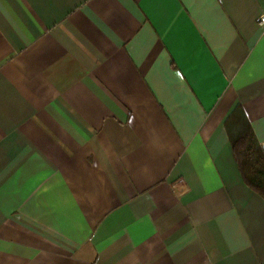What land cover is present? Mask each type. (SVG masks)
<instances>
[{
  "label": "crops",
  "instance_id": "crops-1",
  "mask_svg": "<svg viewBox=\"0 0 264 264\" xmlns=\"http://www.w3.org/2000/svg\"><path fill=\"white\" fill-rule=\"evenodd\" d=\"M264 0H0V264H264Z\"/></svg>",
  "mask_w": 264,
  "mask_h": 264
},
{
  "label": "trees",
  "instance_id": "trees-1",
  "mask_svg": "<svg viewBox=\"0 0 264 264\" xmlns=\"http://www.w3.org/2000/svg\"><path fill=\"white\" fill-rule=\"evenodd\" d=\"M229 137L244 181L264 196V152L241 111L235 128L229 127Z\"/></svg>",
  "mask_w": 264,
  "mask_h": 264
},
{
  "label": "built area",
  "instance_id": "built-area-1",
  "mask_svg": "<svg viewBox=\"0 0 264 264\" xmlns=\"http://www.w3.org/2000/svg\"><path fill=\"white\" fill-rule=\"evenodd\" d=\"M257 23H258L259 26H261L263 28V35H264V14L259 16V19H258Z\"/></svg>",
  "mask_w": 264,
  "mask_h": 264
},
{
  "label": "water",
  "instance_id": "water-1",
  "mask_svg": "<svg viewBox=\"0 0 264 264\" xmlns=\"http://www.w3.org/2000/svg\"><path fill=\"white\" fill-rule=\"evenodd\" d=\"M262 149H263V152H264V144H262Z\"/></svg>",
  "mask_w": 264,
  "mask_h": 264
}]
</instances>
